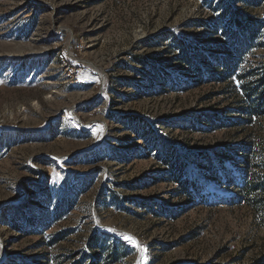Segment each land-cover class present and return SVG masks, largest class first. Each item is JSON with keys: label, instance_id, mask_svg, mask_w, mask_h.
<instances>
[{"label": "rangeland", "instance_id": "374dc122", "mask_svg": "<svg viewBox=\"0 0 264 264\" xmlns=\"http://www.w3.org/2000/svg\"><path fill=\"white\" fill-rule=\"evenodd\" d=\"M263 76L264 0H0V264H257Z\"/></svg>", "mask_w": 264, "mask_h": 264}, {"label": "trees", "instance_id": "16d2710c", "mask_svg": "<svg viewBox=\"0 0 264 264\" xmlns=\"http://www.w3.org/2000/svg\"><path fill=\"white\" fill-rule=\"evenodd\" d=\"M202 58L204 61L203 63L206 64L207 67L213 63V60H210V62L207 60L209 56L203 55ZM197 69L200 71L199 67H197ZM261 81L264 84V76ZM245 97L250 104L248 109L245 110L247 120H250L255 115L264 114L263 92L258 91L256 86H248L245 91ZM250 161L251 157L249 158L248 154H245L244 157H242L244 167H249ZM260 165L263 169V172L261 173H249L247 169L244 168V173L235 177V182H232L231 186L238 192L237 195L235 194L231 197V200H236V198H238L240 201H245L252 212L254 222L264 226V156ZM177 181L183 185L184 191L189 190L188 183L186 181H181L180 178H177ZM257 264H264V256L258 260Z\"/></svg>", "mask_w": 264, "mask_h": 264}]
</instances>
